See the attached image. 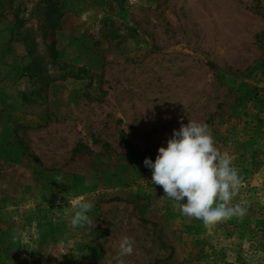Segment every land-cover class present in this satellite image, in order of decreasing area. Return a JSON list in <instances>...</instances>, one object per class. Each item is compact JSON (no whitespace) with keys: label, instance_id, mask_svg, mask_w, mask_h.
I'll use <instances>...</instances> for the list:
<instances>
[{"label":"rangeland","instance_id":"obj_1","mask_svg":"<svg viewBox=\"0 0 264 264\" xmlns=\"http://www.w3.org/2000/svg\"><path fill=\"white\" fill-rule=\"evenodd\" d=\"M189 120L243 217L206 226L152 182ZM124 236L125 264H264V0H0V264H112Z\"/></svg>","mask_w":264,"mask_h":264},{"label":"clouds","instance_id":"obj_2","mask_svg":"<svg viewBox=\"0 0 264 264\" xmlns=\"http://www.w3.org/2000/svg\"><path fill=\"white\" fill-rule=\"evenodd\" d=\"M152 170V182L162 186L166 199L179 206L181 214L206 226L234 216L243 217L247 209L233 205L232 200L242 184L232 159L216 150L207 123L189 120L173 130L166 147L158 149L153 162L143 161ZM94 202L81 195L72 200L69 223L73 231L94 227L88 215ZM132 237L120 239L112 264H125L124 257L134 252Z\"/></svg>","mask_w":264,"mask_h":264}]
</instances>
